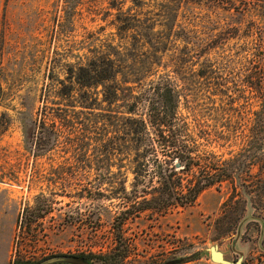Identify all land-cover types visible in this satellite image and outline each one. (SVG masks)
<instances>
[{"label": "rangeland", "instance_id": "rangeland-1", "mask_svg": "<svg viewBox=\"0 0 264 264\" xmlns=\"http://www.w3.org/2000/svg\"><path fill=\"white\" fill-rule=\"evenodd\" d=\"M99 57L114 61L115 97L76 83ZM163 78L199 154L236 157L262 108L264 0H0V264H219L212 247L229 264H264L250 200L231 230L218 222L230 183L125 221L127 259H104L134 201L120 125L132 95ZM261 167L251 173L264 178Z\"/></svg>", "mask_w": 264, "mask_h": 264}, {"label": "trees", "instance_id": "trees-1", "mask_svg": "<svg viewBox=\"0 0 264 264\" xmlns=\"http://www.w3.org/2000/svg\"><path fill=\"white\" fill-rule=\"evenodd\" d=\"M88 70V81L76 83L82 88L102 86L107 91L112 89L111 95L117 96V90L113 91L110 83L118 73L113 60L104 57L94 59ZM132 96V105L122 119L119 134L134 175V194L125 198L134 201L116 220L119 231L117 246L104 257L105 260L123 263L127 259L129 245L123 242L121 235L125 221L147 212L163 216L173 209L190 207L205 190L224 183H230L233 192L218 220L223 232L231 230L230 225L237 221L241 206L244 205L243 210L246 211L248 200L256 211L253 219L264 223V178L251 173L253 167L264 165V95L245 148L236 157L223 162H215L216 157L212 154H199L200 144L191 135L189 125L178 117L180 97L170 78H163L140 95ZM112 100L109 99L108 103L112 104ZM141 104H145L146 114L137 113ZM178 163L180 169L177 168ZM244 173L249 180L243 179ZM238 187L248 197L244 198ZM139 188H143L141 192ZM181 262L171 259L165 264Z\"/></svg>", "mask_w": 264, "mask_h": 264}, {"label": "water", "instance_id": "water-1", "mask_svg": "<svg viewBox=\"0 0 264 264\" xmlns=\"http://www.w3.org/2000/svg\"><path fill=\"white\" fill-rule=\"evenodd\" d=\"M177 168H181V165L178 163L177 164ZM210 253H211V258L212 261L215 263H219V264H229L228 261L225 260V256L222 252L219 251V249L217 247H212L210 248ZM65 259L63 257L61 258H53V259H49L47 261H45L42 264H54L57 262H61L64 261ZM242 260H240L237 264H241Z\"/></svg>", "mask_w": 264, "mask_h": 264}]
</instances>
